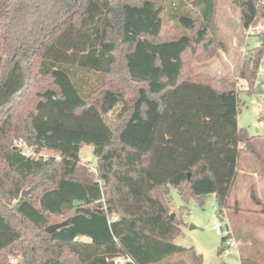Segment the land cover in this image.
Segmentation results:
<instances>
[{"label": "trees", "instance_id": "16d2710c", "mask_svg": "<svg viewBox=\"0 0 264 264\" xmlns=\"http://www.w3.org/2000/svg\"><path fill=\"white\" fill-rule=\"evenodd\" d=\"M189 1L195 8L164 21L161 0H0V264L19 253L21 264H193L186 253L203 263L174 242L183 219L171 218L168 195L203 204L214 194L222 213L240 153L264 164L239 125L237 88L255 90L264 29L238 78L218 81L194 67L222 45L217 0ZM233 2L245 29L264 18L259 0ZM91 74L100 85L87 86ZM19 138L52 154L25 156ZM84 145L96 171L80 160Z\"/></svg>", "mask_w": 264, "mask_h": 264}, {"label": "rangeland", "instance_id": "374dc122", "mask_svg": "<svg viewBox=\"0 0 264 264\" xmlns=\"http://www.w3.org/2000/svg\"><path fill=\"white\" fill-rule=\"evenodd\" d=\"M163 2V19L168 21L172 19V13H184L195 8L194 3L189 0H161ZM259 4H264V0H259ZM252 9L251 2L249 3ZM179 10V11H178ZM179 14V13H178ZM215 22L217 27V40L222 44L218 47L211 59L195 62L196 72L207 73L215 77L218 81L222 79H237L239 68L242 63L243 56L247 49L255 48L260 45L257 33L264 29V18H260L256 25L249 29L243 26L240 8L233 0H217ZM170 22H167L168 30ZM254 31L253 34L250 32ZM239 80L237 88H243L240 92L241 113L240 124L248 130L249 135H264V119L261 118V112H264V56L260 63L257 76L255 90L251 93L244 91L247 83L242 84ZM88 87L90 85H100L101 80L95 75H89ZM216 87H222L220 83ZM20 139V138H19ZM19 139L15 140V146ZM46 155H51L49 151H43ZM80 160L88 169L92 170V166L96 165L97 157L94 154L92 145H84L79 152ZM94 171V170H93ZM34 186H31L32 188ZM27 188V189H30ZM171 201L170 206L172 213L183 219L181 226V234L174 240L175 243L185 247H192L203 256L202 264H240L239 256L234 247H229V253L223 250L225 244L222 235L218 234L214 229L216 222L224 223L226 218L220 211H217L216 197L214 194H208L204 197L203 204H200L194 198H190L185 202L175 188H171L169 195ZM264 201V200H263ZM260 207V206H259ZM261 208V207H260ZM234 204L230 205L227 213L231 216L234 211ZM262 210V208H261ZM263 213V212H262ZM264 215V214H263ZM27 231L32 234H38L32 225L25 221ZM234 226L238 228V221L234 220ZM260 238L264 236V222L250 230L249 238ZM88 240L87 238H81ZM242 239L240 237L239 241ZM263 240V239H262ZM247 254V250H243ZM10 264H21L23 256L21 253L9 255ZM17 261L12 263V259ZM65 258V257H64ZM181 258L191 263L196 262L189 253L182 254ZM175 257L161 262L160 264H170ZM68 264H75L72 259L66 258ZM53 260H51L52 262ZM54 262V261H53Z\"/></svg>", "mask_w": 264, "mask_h": 264}, {"label": "crops", "instance_id": "0c3cea01", "mask_svg": "<svg viewBox=\"0 0 264 264\" xmlns=\"http://www.w3.org/2000/svg\"><path fill=\"white\" fill-rule=\"evenodd\" d=\"M241 82L243 84L245 81ZM238 121L241 126L240 115ZM252 142L264 158V135H253ZM238 163L239 166L228 194L229 203L222 212L226 218L223 224L231 228L236 243L230 247L235 248L240 264H264V236L245 238L249 236L250 230L257 223L264 222L261 208L251 198V191L255 190L259 198L264 200V164L249 151L240 153ZM232 204L234 206L237 204L238 209L229 216L227 209ZM235 219L238 221V228L234 226ZM240 237L244 239L241 242ZM243 250H247L248 253L244 254Z\"/></svg>", "mask_w": 264, "mask_h": 264}, {"label": "built area", "instance_id": "2783aa9c", "mask_svg": "<svg viewBox=\"0 0 264 264\" xmlns=\"http://www.w3.org/2000/svg\"><path fill=\"white\" fill-rule=\"evenodd\" d=\"M251 28V27H250ZM254 31L250 32V34H253ZM17 149L20 150V152L25 155V156H30L33 157L35 159H40V158H47L48 155H46L43 151L42 152H38L36 151L34 148L29 147L26 142L24 141V139H19L17 142ZM92 170L96 171V165L92 166ZM214 229L216 230V232L222 236L224 235H228L230 234L231 237H229L226 241H225V247H223V250H225V252H229V247L235 245L236 241L233 238L232 232H231V228L229 227V225L227 226L220 223V222H216L214 225ZM127 260V258L125 257H116L114 259L116 264H123L125 261ZM17 260L15 258L12 259V263H15ZM16 264H18V262H16Z\"/></svg>", "mask_w": 264, "mask_h": 264}, {"label": "water", "instance_id": "95a60500", "mask_svg": "<svg viewBox=\"0 0 264 264\" xmlns=\"http://www.w3.org/2000/svg\"><path fill=\"white\" fill-rule=\"evenodd\" d=\"M32 190H33V187L30 188V189H25L22 192V196L23 197H27ZM173 217H174V214H171V218H173ZM66 224H67V221H64V222H61V223L50 224L46 228V231L49 232V233H53V232H55L56 230H58L59 228H61L62 226L66 225Z\"/></svg>", "mask_w": 264, "mask_h": 264}]
</instances>
